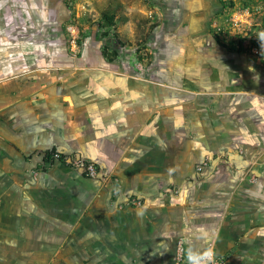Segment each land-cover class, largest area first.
I'll return each instance as SVG.
<instances>
[{
    "label": "crops",
    "instance_id": "obj_1",
    "mask_svg": "<svg viewBox=\"0 0 264 264\" xmlns=\"http://www.w3.org/2000/svg\"><path fill=\"white\" fill-rule=\"evenodd\" d=\"M147 1L161 16L147 64L101 49L53 86L30 68L5 80L0 33V264H174L179 239L188 263L210 249L264 264V82L226 62L239 91L214 87L231 56L204 26L220 0ZM52 147L106 176L45 161ZM201 158L203 178H185Z\"/></svg>",
    "mask_w": 264,
    "mask_h": 264
},
{
    "label": "rangeland",
    "instance_id": "obj_2",
    "mask_svg": "<svg viewBox=\"0 0 264 264\" xmlns=\"http://www.w3.org/2000/svg\"><path fill=\"white\" fill-rule=\"evenodd\" d=\"M0 4L3 34V66L5 80L23 69L46 74V84L59 82V75L73 71L83 72L92 67V55L99 54L107 39L112 36V27L101 22V12H112L118 19L120 38L128 39L130 45H117V49L126 50L127 60L131 66L140 67L147 64L151 54L146 49V41L152 29H148L146 40L139 41L137 22L140 19H150L159 22L147 0H2ZM213 9L211 16L205 19L206 32L212 39L223 42L244 38L242 52H230V57H223L222 64L213 67L211 77L213 85L220 87V77L224 76L229 84L231 95L235 90L239 74L227 72V65L235 68L246 65L252 67L253 74L248 76L253 80L264 82V0H233L231 6ZM125 17V18H123ZM159 18V19H158ZM107 34V35H106ZM222 47V46H221ZM112 49V48H110ZM221 63L220 58H213V63ZM244 61V62H242ZM227 62V65L225 64ZM245 63V64H244ZM223 66V71L221 67ZM229 71V70H228ZM222 72V73H221ZM242 77V76H241ZM246 78V75H244ZM250 79V80H251ZM51 80V81H50ZM253 85V84H252ZM7 87V85L5 86ZM49 87V85H47ZM213 87V88H214ZM253 87V86H252ZM220 88H217L219 90ZM198 91V90H197ZM228 91V92H229ZM258 94L264 96V85L257 87ZM241 92V90H240ZM193 105V100H187ZM200 101L196 102L198 105ZM196 109H199L196 107ZM14 110L10 104H5V117H11ZM54 132V131H52ZM202 138H197L202 143ZM200 143V144H201ZM80 171H84V157L76 156ZM90 163L92 160L87 159ZM195 169L185 171L184 177L203 178L204 166L209 159H200ZM199 160V161H200ZM214 160V159H213ZM228 158L218 159L226 162ZM91 165V164H89ZM103 172V173H102ZM171 174V171H167ZM105 171L96 169L91 178L104 177ZM172 183V182H171ZM171 185V184H169ZM168 185V186H169ZM174 190V186H170Z\"/></svg>",
    "mask_w": 264,
    "mask_h": 264
},
{
    "label": "trees",
    "instance_id": "obj_3",
    "mask_svg": "<svg viewBox=\"0 0 264 264\" xmlns=\"http://www.w3.org/2000/svg\"><path fill=\"white\" fill-rule=\"evenodd\" d=\"M221 8L222 7H229L233 4V0H220ZM125 18V17H123ZM100 19L101 22H98V25L101 26V24H105L106 26L112 27L113 33L112 36H110L107 39V42L102 48V54L104 57H106L108 60L113 59L117 55V45H130L126 39L120 38L118 36V33L116 32V18L115 15L112 12H101L100 13ZM157 25L156 21L151 22L150 19H140L137 22V30L139 35V41L144 42L146 40L148 29H153ZM264 27V25H262ZM107 35V34H106ZM242 40L244 38H238L237 41L231 40L229 42H223L219 39L217 40L218 44L223 46L224 48H227L230 51L235 52H242L243 47L241 45ZM112 48V49H110ZM45 161H53V160H59L61 162H66L69 166L74 168H79V166L76 163V160L74 156L72 155H65L63 153L57 152L55 147L50 148L47 150L44 154ZM89 164H91L95 169L98 170V167L95 163H90L87 159L82 161V166L86 168ZM82 174L85 177H89L87 174V171L84 169Z\"/></svg>",
    "mask_w": 264,
    "mask_h": 264
},
{
    "label": "built area",
    "instance_id": "obj_4",
    "mask_svg": "<svg viewBox=\"0 0 264 264\" xmlns=\"http://www.w3.org/2000/svg\"><path fill=\"white\" fill-rule=\"evenodd\" d=\"M87 171V174L93 176L96 172V169L92 165H88L84 168ZM59 264V263H55ZM174 264H224V262L216 257L210 249H205L202 251L201 255L193 260L192 262H186V250L184 243L181 239L177 241L176 254L174 258Z\"/></svg>",
    "mask_w": 264,
    "mask_h": 264
}]
</instances>
